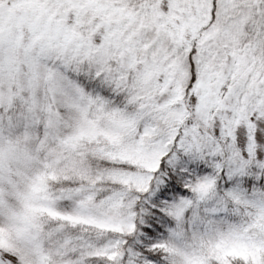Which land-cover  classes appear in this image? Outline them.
<instances>
[{
	"label": "snow or ice",
	"instance_id": "obj_1",
	"mask_svg": "<svg viewBox=\"0 0 264 264\" xmlns=\"http://www.w3.org/2000/svg\"><path fill=\"white\" fill-rule=\"evenodd\" d=\"M0 264H264V0H0Z\"/></svg>",
	"mask_w": 264,
	"mask_h": 264
}]
</instances>
